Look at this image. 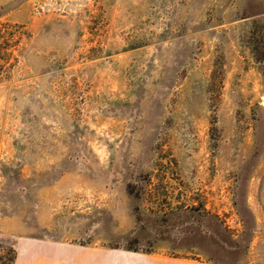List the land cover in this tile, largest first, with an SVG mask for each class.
<instances>
[{
  "label": "rangeland",
  "instance_id": "obj_1",
  "mask_svg": "<svg viewBox=\"0 0 264 264\" xmlns=\"http://www.w3.org/2000/svg\"><path fill=\"white\" fill-rule=\"evenodd\" d=\"M250 246L264 256V0H0V264Z\"/></svg>",
  "mask_w": 264,
  "mask_h": 264
},
{
  "label": "crops",
  "instance_id": "obj_2",
  "mask_svg": "<svg viewBox=\"0 0 264 264\" xmlns=\"http://www.w3.org/2000/svg\"><path fill=\"white\" fill-rule=\"evenodd\" d=\"M256 248L248 249V254L243 255V258H235L231 261V263L227 264H264V256L261 254H257ZM253 252V253H252ZM153 264H221V263H214V262H198V261H187V260H176L173 262H158L153 261Z\"/></svg>",
  "mask_w": 264,
  "mask_h": 264
}]
</instances>
